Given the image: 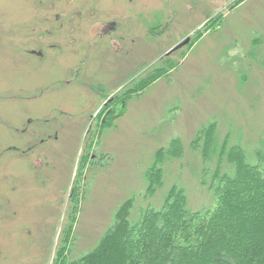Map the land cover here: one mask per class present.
Wrapping results in <instances>:
<instances>
[{
  "label": "rangeland",
  "instance_id": "obj_1",
  "mask_svg": "<svg viewBox=\"0 0 264 264\" xmlns=\"http://www.w3.org/2000/svg\"><path fill=\"white\" fill-rule=\"evenodd\" d=\"M0 39V264H53L64 241L78 258L126 199L134 219L172 184L202 208V125L264 141V0H0ZM173 136L186 154L146 197Z\"/></svg>",
  "mask_w": 264,
  "mask_h": 264
},
{
  "label": "trees",
  "instance_id": "obj_2",
  "mask_svg": "<svg viewBox=\"0 0 264 264\" xmlns=\"http://www.w3.org/2000/svg\"><path fill=\"white\" fill-rule=\"evenodd\" d=\"M158 76L154 69L133 89ZM91 146L85 145L83 158ZM188 149L200 156L192 167L196 174L201 167L199 182L212 195L209 203L190 207L184 188L172 184L159 207L139 206L131 219L130 197L95 246L70 260L64 241L53 264H264V141L251 151L240 141L230 144L229 135L220 138L217 123L211 121L196 131ZM185 154L179 136L155 150L144 175L146 197L163 185L167 161H180ZM77 201L70 200L72 215ZM66 231L68 235L69 226Z\"/></svg>",
  "mask_w": 264,
  "mask_h": 264
},
{
  "label": "flooded vegetation",
  "instance_id": "obj_3",
  "mask_svg": "<svg viewBox=\"0 0 264 264\" xmlns=\"http://www.w3.org/2000/svg\"><path fill=\"white\" fill-rule=\"evenodd\" d=\"M22 25L23 23L19 24V28L21 29L22 28ZM1 40V39H0ZM20 41H23V40H20ZM2 43L5 42L4 40L1 41Z\"/></svg>",
  "mask_w": 264,
  "mask_h": 264
}]
</instances>
